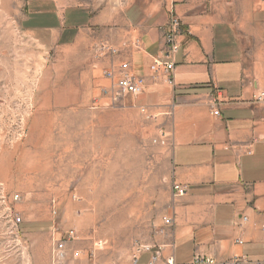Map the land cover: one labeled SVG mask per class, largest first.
<instances>
[{
	"label": "rangeland",
	"instance_id": "374dc122",
	"mask_svg": "<svg viewBox=\"0 0 264 264\" xmlns=\"http://www.w3.org/2000/svg\"><path fill=\"white\" fill-rule=\"evenodd\" d=\"M35 1L0 0V264H51L52 226L73 229L97 263L122 264L169 203V145L151 115L108 102L105 44H62L25 27ZM58 1L99 9L118 0ZM223 2L243 21H233L238 35L264 43V0Z\"/></svg>",
	"mask_w": 264,
	"mask_h": 264
},
{
	"label": "crops",
	"instance_id": "0c3cea01",
	"mask_svg": "<svg viewBox=\"0 0 264 264\" xmlns=\"http://www.w3.org/2000/svg\"><path fill=\"white\" fill-rule=\"evenodd\" d=\"M228 5L223 0H118L98 9L37 0L23 17L28 30L45 31L62 44L91 37L117 51L112 66L127 61L132 74L144 77L142 93L122 103L158 121L170 150L169 185L180 184L186 192L173 196L170 189L162 217L171 224L160 220L147 248L122 264H167L169 259L195 264L196 256L264 260V103L251 100L264 90V43L259 38L251 46L237 34L233 21H243ZM256 8V23L263 25L264 11ZM172 17L179 19L181 33L168 80L151 65L163 59ZM212 103L218 115L212 114ZM66 231L52 226L47 231L51 244ZM66 247V264H99L74 240Z\"/></svg>",
	"mask_w": 264,
	"mask_h": 264
},
{
	"label": "built area",
	"instance_id": "2783aa9c",
	"mask_svg": "<svg viewBox=\"0 0 264 264\" xmlns=\"http://www.w3.org/2000/svg\"><path fill=\"white\" fill-rule=\"evenodd\" d=\"M181 33L180 21L177 17H172L166 27L164 41L165 49L163 53V59H154L151 65V69L154 72H157L162 69L164 73L167 74L168 80L170 79V73L174 68L172 61V55L178 50V43L175 38L178 34ZM103 50L116 54L117 51L113 48H110L107 45H104ZM104 77L108 80L109 87L103 89V93L108 102L111 104H118L120 107H124L122 103L123 99L126 96H138L142 93L144 88V77L134 75L130 72V65L127 61H119L116 66H111L109 69L103 71ZM253 102H262L264 103V90L259 91L254 94L252 99ZM212 114L218 115V107L216 103H212ZM143 111V110H142ZM162 135L160 142L162 144L166 143V137ZM173 196H182L186 192V188L180 184H172L171 186ZM53 213H56V209H53ZM20 222V218L16 219V223ZM162 222L164 225H170L171 219L169 217H162ZM65 238H60L54 240L50 258L51 264H65L66 259V241L75 240L76 233L73 229H69L64 234ZM241 243V241H238ZM147 248V246L142 247L137 252L142 249ZM158 257V251L155 254L154 259ZM195 264H264L263 261H248L243 257L234 256L233 258L227 261H217L212 257H203L196 256L193 260ZM167 264H173L172 260H167Z\"/></svg>",
	"mask_w": 264,
	"mask_h": 264
}]
</instances>
